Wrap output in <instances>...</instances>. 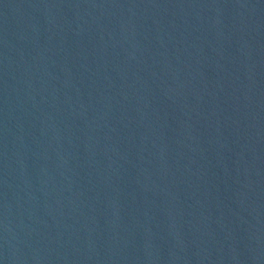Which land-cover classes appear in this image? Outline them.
<instances>
[{"label":"water","instance_id":"water-1","mask_svg":"<svg viewBox=\"0 0 264 264\" xmlns=\"http://www.w3.org/2000/svg\"><path fill=\"white\" fill-rule=\"evenodd\" d=\"M0 264H264V155L145 0H0Z\"/></svg>","mask_w":264,"mask_h":264}]
</instances>
